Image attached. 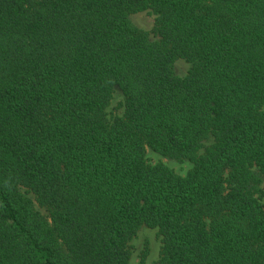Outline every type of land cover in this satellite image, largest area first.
Wrapping results in <instances>:
<instances>
[{"label":"trees","instance_id":"1","mask_svg":"<svg viewBox=\"0 0 264 264\" xmlns=\"http://www.w3.org/2000/svg\"><path fill=\"white\" fill-rule=\"evenodd\" d=\"M143 226L264 264V0H0V264H131Z\"/></svg>","mask_w":264,"mask_h":264},{"label":"rangeland","instance_id":"2","mask_svg":"<svg viewBox=\"0 0 264 264\" xmlns=\"http://www.w3.org/2000/svg\"><path fill=\"white\" fill-rule=\"evenodd\" d=\"M132 22L140 29L147 31L151 34L155 25V15L150 11L138 12L131 15ZM191 65L185 60H178L175 64L176 73L180 77L188 74ZM124 97L117 91L114 94L111 105L108 109L110 118L123 114ZM146 158L150 164H164L170 169L174 170L179 175H186L192 168L189 162L176 161L165 157L153 150L149 149ZM23 192L35 201V196L28 190L23 189ZM36 203V202H35ZM37 208L47 215V211L36 203ZM131 256V264H160V251H161V236L158 229L143 226L138 235L129 243Z\"/></svg>","mask_w":264,"mask_h":264}]
</instances>
